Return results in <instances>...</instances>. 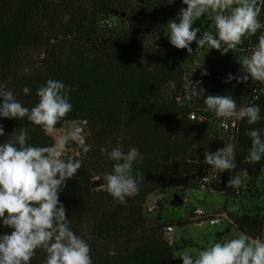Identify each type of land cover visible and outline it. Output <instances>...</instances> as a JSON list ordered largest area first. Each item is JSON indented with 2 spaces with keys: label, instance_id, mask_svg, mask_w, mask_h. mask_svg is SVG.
<instances>
[{
  "label": "trees",
  "instance_id": "obj_1",
  "mask_svg": "<svg viewBox=\"0 0 264 264\" xmlns=\"http://www.w3.org/2000/svg\"><path fill=\"white\" fill-rule=\"evenodd\" d=\"M170 2L0 0V87L12 91L19 102L31 108L39 100L37 89L49 79L59 80L69 89L72 110L54 130L69 121L86 124L85 144L69 157L83 164L76 176L66 181L59 199L76 234L90 229L91 238L84 239L90 245L93 264H175L178 252L192 244L191 239L169 240L168 227L184 221L163 220L161 201L151 213L146 211V203L151 196L171 189L199 188L197 177L207 165L205 152L225 144L214 126L215 113L204 111L203 97L188 99L184 95L193 80L203 78L205 95H228L238 108L255 104L261 109L255 125H248L246 119L237 122L232 142L237 167L225 171L226 197L243 203L242 192L258 188L257 178L264 168V158L258 163L243 162L251 147L246 130L264 129V85L251 79L247 84L236 79L225 82L229 74H242L238 60L258 43L264 29L245 37L235 52L222 54L221 50L197 48L193 42L189 53L173 47L166 35L169 18L183 4L182 0ZM260 20L264 23V11ZM199 54L201 63L187 77L185 65ZM198 71L201 73L196 75ZM251 85L260 88L255 99L250 94ZM25 86L31 89L27 95L23 93ZM0 124L5 131L0 143L12 140L13 131L21 128L28 130L31 145L49 146L56 140L27 118L0 117ZM88 145L91 149L85 153ZM117 146L125 153L136 147L143 157L133 164L139 192L126 198L124 204L105 190L104 183L92 186L111 172L115 163L101 153V147L111 150ZM66 147L71 148V144ZM238 174H246L241 187H227L230 177ZM261 212V207L253 213L242 206L236 211L227 207L215 211V216L226 213L230 222L215 242L223 240L231 226L250 238L262 239ZM11 231L0 220V234ZM45 259L46 253L38 249L31 264H44Z\"/></svg>",
  "mask_w": 264,
  "mask_h": 264
},
{
  "label": "clouds",
  "instance_id": "obj_2",
  "mask_svg": "<svg viewBox=\"0 0 264 264\" xmlns=\"http://www.w3.org/2000/svg\"><path fill=\"white\" fill-rule=\"evenodd\" d=\"M174 2L171 0L170 3ZM186 5L180 9L177 20L168 22L167 36L170 44L177 49L192 53V43L197 48L221 50L222 54L235 52L244 43L245 37L255 36L264 29L260 16L264 11V0H182ZM208 16L215 28V35L208 31L201 33L193 27L202 16ZM242 74L234 77L229 74L225 82L236 79L247 84L264 85V32L258 43L248 54L238 60ZM203 74H207L206 70ZM31 89L23 88L24 94ZM39 100L29 108L19 102L15 94L0 87V117L21 120L27 118L39 126L46 135L53 133L55 126L72 110L69 89L54 79L47 80L36 92ZM188 99L203 97L205 112H214L224 118L235 117L255 125L260 120L259 105L238 108L235 99L228 95H205L201 87H185ZM181 106L182 101H179ZM264 129L249 128L245 135L251 139V147L244 157V163H258L264 158ZM5 131L0 124V136ZM80 130L73 127L68 133L49 146L29 144V132L21 128L13 131V139L0 143V220L2 225L11 228L10 234H0V264H31L37 250L46 253L44 264H93L91 248L84 239L90 237V229L85 228L81 235L70 227L67 210L59 199V193L66 187V181L76 176L82 166L79 159H63L68 141L81 143ZM85 146L83 151H90ZM110 161H114L111 172L103 175L105 190L118 202L124 204L127 197L139 192V181L133 175V164L143 159L136 147L126 153L119 146L111 150L101 147ZM204 163L220 172L232 171L237 167L235 145L225 143L215 152L206 151ZM264 180V168L257 178ZM242 185L240 175L231 176L227 187L239 189ZM179 258L183 264H264V239L250 238L241 232L234 238L212 242L198 253L185 249Z\"/></svg>",
  "mask_w": 264,
  "mask_h": 264
},
{
  "label": "rangeland",
  "instance_id": "obj_3",
  "mask_svg": "<svg viewBox=\"0 0 264 264\" xmlns=\"http://www.w3.org/2000/svg\"><path fill=\"white\" fill-rule=\"evenodd\" d=\"M183 6L186 5L180 4L177 11L180 10ZM170 20H177L178 22V18L175 16V13L172 14V16L169 18V21ZM193 27H199L201 29V33H198V37L204 31L215 34L214 24L212 20L206 15L197 20ZM212 29L213 32L211 31ZM201 59L202 54H199L197 59L187 62V64L185 65L187 77L191 74L192 69L201 63ZM79 122L80 121L66 122L62 129L54 130L51 134L55 139H59L65 136L71 128L77 126ZM214 126H216V130L218 131V133L223 135V140L225 143H232L234 141V138H232V133H223L216 124V121ZM68 142L71 144V148L66 147V151L62 157L63 159H68L71 154H74L77 150L76 146L71 141ZM241 178L244 181L246 178V174H241ZM96 181L99 183V186H102V178H99ZM243 188H245V182ZM224 190L225 189L223 188H219L218 190L200 189L196 187L189 189L186 188V191L182 193L181 198L179 199L177 204L172 203L174 195L176 193L174 189H171L165 194L155 196L160 199L163 204V220L178 222L184 221L182 223H177L173 231L167 232V238L175 242H178L182 239H191L192 244L189 243L180 252L184 251L185 249H189L193 250L194 253H198L201 249L207 247L210 243L215 242L218 238V234L226 230V228L230 226L229 220L226 219L228 217L226 213H224L225 215L221 214L223 215V218H219L220 220L216 224L210 223L208 218H202V220L206 219V221L202 222L196 221L195 218H193V221H189L193 216V211L198 207L206 210L208 214H213L215 213V211H221L225 207H227L228 211H236L239 206L249 209L253 213L258 212L261 207V213L264 212V182H260L259 187L253 192L247 193L243 189V203H241V199L234 198L233 196L227 198L223 193ZM241 232L242 231L238 227L231 226L230 231L225 233L222 237L223 239L234 238ZM262 239H264V233ZM180 252H178L176 256L175 264H183L182 259L178 257Z\"/></svg>",
  "mask_w": 264,
  "mask_h": 264
},
{
  "label": "built area",
  "instance_id": "obj_4",
  "mask_svg": "<svg viewBox=\"0 0 264 264\" xmlns=\"http://www.w3.org/2000/svg\"><path fill=\"white\" fill-rule=\"evenodd\" d=\"M183 7H186V6H183ZM179 11L180 10L176 11V13H175V16L177 18H178ZM195 85L197 87V90H199V88H201V87L203 88V78L199 77V78L193 80L191 82L189 88H192ZM250 94H251V96H253L254 99L257 98L258 95L260 94V88L257 85H251ZM191 117L195 118V114L193 113L191 115ZM237 122H238V120H236L235 117H232V118L219 117L218 118L216 116V124L218 125L219 129L223 132H226V133H229V132L232 133V138L235 137ZM74 127L78 128L80 130L81 143L71 141V140H69V141H71L76 146V148H81L85 144V141H86V136H87L86 124H85V122L80 121L79 124L77 126H74ZM224 145L220 148L215 149L213 152L217 151L218 149L223 148ZM225 176H226L225 171L220 172L217 169L211 168V165H206L201 176L197 177L199 179L198 180L199 188L200 189H210V190H218L219 188L225 189V186H226ZM155 196L156 195L151 196L149 198V200L147 201V203H146V211L147 212H150V213L155 212L156 209L158 208V204L160 202V199H158ZM222 214H224V213H222ZM193 218H195L196 220L202 219V218H206V219L208 218L210 223L216 224L217 222H219V220H220L219 218H223V215L219 214L218 216H215L214 213L208 214L206 212V210L198 207L194 210ZM174 228H175L174 226H169L168 230L173 231Z\"/></svg>",
  "mask_w": 264,
  "mask_h": 264
},
{
  "label": "water",
  "instance_id": "obj_5",
  "mask_svg": "<svg viewBox=\"0 0 264 264\" xmlns=\"http://www.w3.org/2000/svg\"><path fill=\"white\" fill-rule=\"evenodd\" d=\"M199 73H201V71H198V72L196 73V75L199 74ZM102 184H103V183H102ZM92 186H93V187H98V186H99V183H98L97 181H95V182L92 184ZM185 191H186V188H180V189H178L177 192H176L175 195H174V198H173L172 203L177 204L178 201H179V199L181 198L182 193L185 192ZM127 198H128V197H127Z\"/></svg>",
  "mask_w": 264,
  "mask_h": 264
}]
</instances>
